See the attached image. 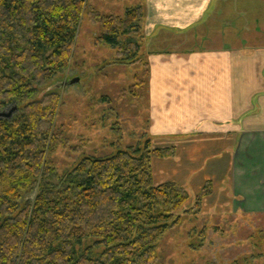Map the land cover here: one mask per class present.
Masks as SVG:
<instances>
[{
	"label": "trees",
	"instance_id": "16d2710c",
	"mask_svg": "<svg viewBox=\"0 0 264 264\" xmlns=\"http://www.w3.org/2000/svg\"><path fill=\"white\" fill-rule=\"evenodd\" d=\"M86 14L101 27L100 43L139 61L141 6L122 17L87 0H0V112L15 110L0 117V264H161L158 244L192 198L178 183L154 181L153 161L175 149L147 142L99 156L90 141H71L60 95L36 100L70 69ZM59 148L76 164L60 163ZM212 194L207 182L184 214L198 216Z\"/></svg>",
	"mask_w": 264,
	"mask_h": 264
},
{
	"label": "crops",
	"instance_id": "0c3cea01",
	"mask_svg": "<svg viewBox=\"0 0 264 264\" xmlns=\"http://www.w3.org/2000/svg\"><path fill=\"white\" fill-rule=\"evenodd\" d=\"M163 182L264 218V0H140ZM178 145V147H177ZM172 164V165H171ZM154 168V167H153ZM161 174V173H159ZM217 206L216 210H222Z\"/></svg>",
	"mask_w": 264,
	"mask_h": 264
},
{
	"label": "rangeland",
	"instance_id": "374dc122",
	"mask_svg": "<svg viewBox=\"0 0 264 264\" xmlns=\"http://www.w3.org/2000/svg\"><path fill=\"white\" fill-rule=\"evenodd\" d=\"M139 2L87 0L88 6L96 11L122 17L129 9L139 7ZM143 21L140 23L142 31ZM100 33L101 27L86 14L78 31L70 69L39 89L36 100H42L49 92L60 95L64 103L61 120L72 124L71 141L75 145L80 139L90 141L88 149L97 150L99 156L116 152L119 145L135 151L151 142L155 149L162 139L154 137L150 129L145 36L139 40V61L126 63L117 55L120 48L114 49L98 41ZM132 38L136 40L137 37ZM126 40L121 39V48ZM76 79L79 83L69 85ZM65 84L68 86L63 87ZM13 110L10 107L0 114L9 115ZM57 155L63 164L74 163L77 159L76 156L69 157L61 148ZM168 166L153 163V169L160 175L157 183L164 181L165 172L177 177V173H173L175 167ZM190 195L192 198L181 211L179 223L158 244L161 264H264V218L226 211V197L219 202L207 197L198 216L187 215L184 211L191 210L196 194ZM31 197L29 195L28 201ZM217 206L222 210H216ZM94 244L87 242L85 247ZM96 251L102 252L100 249Z\"/></svg>",
	"mask_w": 264,
	"mask_h": 264
},
{
	"label": "water",
	"instance_id": "95a60500",
	"mask_svg": "<svg viewBox=\"0 0 264 264\" xmlns=\"http://www.w3.org/2000/svg\"><path fill=\"white\" fill-rule=\"evenodd\" d=\"M77 83H79V79H76V80H74V81H72L69 85H74V84H77ZM65 87H67L68 85L67 84H65L64 85ZM62 86H59V88H61ZM15 110H13L12 112H11V114H7V115H1L0 114V117H4V116H6V117H10V115H12V113L14 112Z\"/></svg>",
	"mask_w": 264,
	"mask_h": 264
}]
</instances>
